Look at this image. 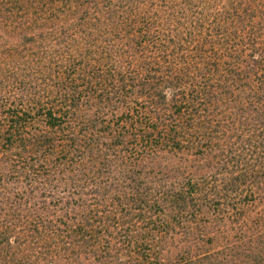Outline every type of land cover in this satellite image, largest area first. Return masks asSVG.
Masks as SVG:
<instances>
[{
    "label": "trees",
    "instance_id": "16d2710c",
    "mask_svg": "<svg viewBox=\"0 0 264 264\" xmlns=\"http://www.w3.org/2000/svg\"><path fill=\"white\" fill-rule=\"evenodd\" d=\"M0 264H264V0H0Z\"/></svg>",
    "mask_w": 264,
    "mask_h": 264
}]
</instances>
